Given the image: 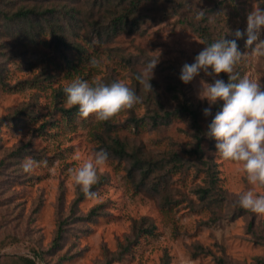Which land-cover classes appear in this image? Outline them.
I'll use <instances>...</instances> for the list:
<instances>
[{"label": "rangeland", "instance_id": "1", "mask_svg": "<svg viewBox=\"0 0 264 264\" xmlns=\"http://www.w3.org/2000/svg\"><path fill=\"white\" fill-rule=\"evenodd\" d=\"M255 2L150 0L140 13L146 24L136 35L122 34L101 43L92 33L90 39L82 32L77 41L86 54L71 72L63 59L75 57L73 51L56 50L48 37L31 44L19 29L0 30V63L8 85L0 83V264H22L19 257L36 264H264V215L238 206L240 194L250 186L236 166L222 160L205 138V158L213 157L218 164L225 190L212 220L210 212L200 210L194 194L204 185L202 174L195 171L199 164L183 155L194 145L189 119L177 117L157 127L148 119L159 107L171 111L187 101L200 112L201 127L208 131L222 103L205 117L209 104L198 97L200 81L212 83L213 78L203 72L188 84L179 78L183 65L193 63L206 46L181 20L205 26L214 42L231 40L236 29L246 31ZM258 2L264 8V0ZM198 9L205 10L200 21L195 19ZM246 39L245 35L237 40L242 54L248 51ZM157 50L161 55L150 81L153 93H146L135 75L159 56ZM93 58L96 67L89 64ZM234 74L264 84V58L242 60ZM217 78L228 81L223 73ZM36 79L41 82L32 84ZM75 79L109 84L123 80L141 102L106 122L79 115L67 121L54 112L53 90ZM172 85L180 92L171 94ZM17 110L23 114L16 115ZM47 121L53 124L39 130ZM114 138L125 142L129 152L139 150L140 157L160 160L177 153L183 159L188 171L169 182L173 205L162 208L146 188L136 189L127 174L130 163L108 151L109 139ZM101 149L109 159L92 188L100 199L92 200L73 186L69 170L80 163L74 159L77 154L83 159ZM28 157L46 164L25 173L22 164ZM94 208L97 214L89 216ZM151 228L153 234L142 232ZM198 247L204 253L197 254Z\"/></svg>", "mask_w": 264, "mask_h": 264}, {"label": "clouds", "instance_id": "2", "mask_svg": "<svg viewBox=\"0 0 264 264\" xmlns=\"http://www.w3.org/2000/svg\"><path fill=\"white\" fill-rule=\"evenodd\" d=\"M204 16L205 10L198 9L195 19L200 21ZM262 31L264 8L256 0L253 10L247 15L246 31L236 29L230 33L234 39L223 37L205 46L193 63L183 65L179 77L184 84L190 83L201 72L213 78L212 83L200 81L198 97L209 104L203 114L205 117L210 116L212 106L218 102L222 103V108L215 114L205 135L215 140L216 154L222 160L234 164L250 186L240 194L238 206L257 215H264V84L247 76L239 77L234 74V68L248 57L257 61L264 58ZM245 35L248 51L242 54L238 50L237 40ZM156 52H159V56L150 59L135 76L146 93H153L150 81L161 55L159 50ZM89 64L96 67L98 61L93 58ZM222 73L227 75V83L217 78ZM64 92L66 108L77 107L81 118L94 116L97 122L109 121L141 102V97L123 80L109 84L100 80L89 83L75 79L67 84ZM74 159L80 163L69 170L73 186L86 198L100 199L92 188L99 181L98 171L107 165L108 153L101 149L83 159L77 154ZM41 164H46V161L38 162L28 157L22 169L30 173Z\"/></svg>", "mask_w": 264, "mask_h": 264}, {"label": "trees", "instance_id": "3", "mask_svg": "<svg viewBox=\"0 0 264 264\" xmlns=\"http://www.w3.org/2000/svg\"><path fill=\"white\" fill-rule=\"evenodd\" d=\"M20 1L22 0H0V30L19 29L31 44H35L36 40L40 38L48 37L49 42L56 50L73 51L75 57L63 59L65 67L71 72L76 70L75 66L81 63L86 54L84 46L77 41L82 32L88 33L90 36L86 35L90 39L92 33L93 37L101 43H109L122 34L136 35L146 24L141 21L140 13L150 0H43L38 5H23L19 3ZM87 1L90 2L88 5ZM79 6L85 7V9H81ZM181 23L188 25L206 46L214 43L205 26L197 25L195 27L194 24L186 20H181ZM3 67V63H0V83L3 87H7ZM40 82L36 79L32 81V84ZM179 86L181 85L179 84ZM169 89L171 94L180 92L178 87L173 85L169 86ZM65 99L66 94L63 87L60 86L53 90L55 114H60L65 120L72 121L74 117L78 116V108L62 107V101ZM159 108V112H154L148 117L153 127L168 125L177 117L189 119L194 145L192 148L184 150L183 155L194 158L199 164L195 171L202 174L204 185L197 187L194 194L200 210L210 212L212 220H215L218 210L221 208L222 198L225 197V190L220 185L222 179L218 164L213 157L205 158L202 142L207 137L205 135L207 132H204L201 127L200 112L187 101L178 104V107L171 111L164 107ZM220 109L221 107L217 110L220 111ZM15 114L20 116L23 113L17 110ZM131 121L137 125V120ZM52 124L51 121H47L39 127V130ZM210 140L212 147L216 148L215 140ZM108 151L112 157L130 163L127 174L131 182L136 184V189L146 188L151 196L159 198L162 208H168L174 204L169 182L177 174L185 173L189 169V166L177 153H171L167 158L160 160L140 157L139 150L129 152L126 143L117 138L109 139ZM191 208L197 209L194 206ZM96 214V208L89 212V216ZM152 230V228L144 229L142 232L150 235L153 234ZM195 250L197 254L204 253L201 247ZM18 260L22 264H36L28 258L19 257Z\"/></svg>", "mask_w": 264, "mask_h": 264}]
</instances>
